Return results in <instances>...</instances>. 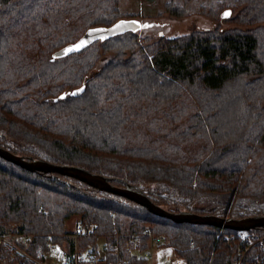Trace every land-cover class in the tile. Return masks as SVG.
I'll return each instance as SVG.
<instances>
[{
    "label": "trees",
    "instance_id": "16d2710c",
    "mask_svg": "<svg viewBox=\"0 0 264 264\" xmlns=\"http://www.w3.org/2000/svg\"><path fill=\"white\" fill-rule=\"evenodd\" d=\"M118 3L0 0V146L81 165L113 184L121 178L168 210L264 214V0L207 10L232 26L144 44ZM166 8L183 13L172 2ZM72 215L110 236L149 226L187 264H232L240 246L238 230L174 222L77 178L0 157L1 235H31L19 247L32 258L49 240L70 250ZM77 238L80 249L93 242ZM0 258L35 264L3 241Z\"/></svg>",
    "mask_w": 264,
    "mask_h": 264
},
{
    "label": "built area",
    "instance_id": "2783aa9c",
    "mask_svg": "<svg viewBox=\"0 0 264 264\" xmlns=\"http://www.w3.org/2000/svg\"><path fill=\"white\" fill-rule=\"evenodd\" d=\"M94 224L88 227L78 223L77 228L67 234L72 240L71 249H67L56 241H47L45 247H38L37 257L32 258L19 247L27 245L31 235L14 233L12 240L0 237V242H7L24 258L36 264H187L183 256L164 252L162 236H153L149 226L135 231H119L112 236L93 233ZM92 236L93 242H88L85 248H79L78 236ZM240 246L232 264H264V231L238 230ZM112 237V241H110ZM160 253L162 259L155 260ZM1 264L8 260L0 258Z\"/></svg>",
    "mask_w": 264,
    "mask_h": 264
},
{
    "label": "rangeland",
    "instance_id": "374dc122",
    "mask_svg": "<svg viewBox=\"0 0 264 264\" xmlns=\"http://www.w3.org/2000/svg\"><path fill=\"white\" fill-rule=\"evenodd\" d=\"M169 2L183 9L181 16L172 15L169 12L166 8V4ZM220 2L232 4L234 0H119L118 8L125 15V19L133 20L136 27L135 34L138 40L144 44L156 41L161 36L172 38L186 35L193 30H212L217 26L224 28L234 25L222 17L214 19L212 15L207 14L209 8L216 11ZM146 25L147 27H145ZM111 55V53H108L102 56L95 67L97 68L107 62ZM78 223L79 215H72L66 219L65 231H67V234L74 231ZM151 231L153 236H162L163 242L160 250L164 252L172 251V254H176L175 246L168 243L163 234L157 233L152 229ZM0 237H4L7 241L13 238L8 230L3 235L0 234ZM234 237V234L230 232H224L223 234V238L227 239L229 243H232ZM154 259L160 261L162 259L161 254L157 253ZM18 262L22 263L21 261ZM8 264L11 263L9 262Z\"/></svg>",
    "mask_w": 264,
    "mask_h": 264
},
{
    "label": "water",
    "instance_id": "95a60500",
    "mask_svg": "<svg viewBox=\"0 0 264 264\" xmlns=\"http://www.w3.org/2000/svg\"><path fill=\"white\" fill-rule=\"evenodd\" d=\"M78 89L75 90L77 94ZM0 157L29 171L57 172L77 178L97 189L122 195L144 206L148 211L161 217L169 218L174 222H190L214 225L216 227L231 228L235 230H250L254 227L264 226V214L244 215L241 217L221 216L213 213H196L189 210L172 211L153 202L150 197L138 186L121 178V183L113 184L110 177L102 173L91 171L81 165L53 163L48 160L28 157L13 153L0 146Z\"/></svg>",
    "mask_w": 264,
    "mask_h": 264
},
{
    "label": "snow or ice",
    "instance_id": "6c2138e0",
    "mask_svg": "<svg viewBox=\"0 0 264 264\" xmlns=\"http://www.w3.org/2000/svg\"><path fill=\"white\" fill-rule=\"evenodd\" d=\"M225 15H227V13H226ZM145 27H147V25H146ZM82 43H83V42H82Z\"/></svg>",
    "mask_w": 264,
    "mask_h": 264
}]
</instances>
